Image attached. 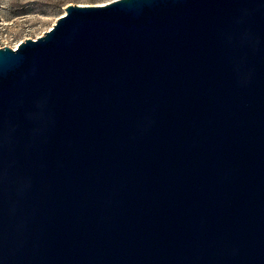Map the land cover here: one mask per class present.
Here are the masks:
<instances>
[{"label":"water","instance_id":"water-1","mask_svg":"<svg viewBox=\"0 0 264 264\" xmlns=\"http://www.w3.org/2000/svg\"><path fill=\"white\" fill-rule=\"evenodd\" d=\"M0 264H264V0L68 4L0 47Z\"/></svg>","mask_w":264,"mask_h":264},{"label":"rangeland","instance_id":"rangeland-1","mask_svg":"<svg viewBox=\"0 0 264 264\" xmlns=\"http://www.w3.org/2000/svg\"><path fill=\"white\" fill-rule=\"evenodd\" d=\"M112 0H0V47H15L49 29L68 4L99 5Z\"/></svg>","mask_w":264,"mask_h":264}]
</instances>
